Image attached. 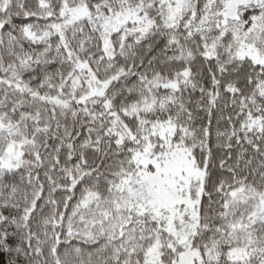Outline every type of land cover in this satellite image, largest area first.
Masks as SVG:
<instances>
[{"label":"snow or ice","instance_id":"obj_1","mask_svg":"<svg viewBox=\"0 0 264 264\" xmlns=\"http://www.w3.org/2000/svg\"><path fill=\"white\" fill-rule=\"evenodd\" d=\"M0 264H264V0H0Z\"/></svg>","mask_w":264,"mask_h":264}]
</instances>
